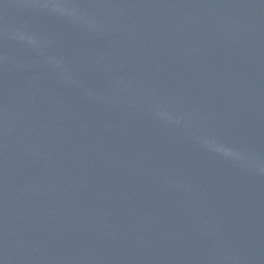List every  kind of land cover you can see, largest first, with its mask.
<instances>
[{"label":"water","instance_id":"water-1","mask_svg":"<svg viewBox=\"0 0 264 264\" xmlns=\"http://www.w3.org/2000/svg\"><path fill=\"white\" fill-rule=\"evenodd\" d=\"M0 264H264V0H0Z\"/></svg>","mask_w":264,"mask_h":264}]
</instances>
